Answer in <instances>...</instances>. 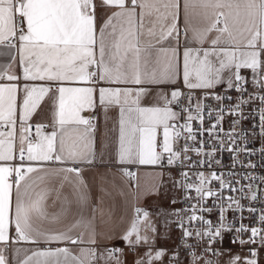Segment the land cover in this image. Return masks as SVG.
<instances>
[{"label":"snow or ice","instance_id":"snow-or-ice-1","mask_svg":"<svg viewBox=\"0 0 264 264\" xmlns=\"http://www.w3.org/2000/svg\"><path fill=\"white\" fill-rule=\"evenodd\" d=\"M0 60V264H125L106 242L130 202L118 238L143 250L134 264H163L139 201L159 194L165 169L186 207L164 227L190 264H264V208L252 206L264 205V175L248 146L259 140L264 161V0H0ZM112 113L106 160L96 133ZM141 169L160 184L141 192ZM226 233L247 255L222 247Z\"/></svg>","mask_w":264,"mask_h":264},{"label":"crops","instance_id":"crops-1","mask_svg":"<svg viewBox=\"0 0 264 264\" xmlns=\"http://www.w3.org/2000/svg\"><path fill=\"white\" fill-rule=\"evenodd\" d=\"M0 62H3L0 60ZM86 115H90V113H86ZM116 116L115 113L111 114V119H109L107 125L104 123V117L101 115L100 120L98 121V130L96 133V147L97 152L99 153L101 150V145H106L107 147L104 149L105 159L112 160L114 158V152L116 149V138L117 134L113 130L115 126ZM106 171V166L101 167L95 173L96 175L103 174ZM152 169H141V192L145 191L147 188L152 187L153 185H159L160 181L156 179L150 173ZM93 173H86V175L91 176ZM172 177L175 178L174 171L172 172ZM171 183L169 178L168 170H164V183L163 186L159 188V194H151V195H143L142 199L139 201V205L149 210H154L152 212L153 215L160 214L162 209L170 202L168 198V185ZM175 189V188H174ZM176 197L174 198L177 202L178 198V190L175 189ZM173 200V198H171ZM176 210H177V203ZM123 216L124 219L120 220V217ZM132 217V206L131 202L126 206L117 209L116 215L114 217V222L108 226V230H110L113 234L117 236L116 239H113L110 242H106L109 247L120 248L124 241L119 239L118 237L123 233V231L128 227L129 221ZM173 230V229H172ZM43 247V246H42Z\"/></svg>","mask_w":264,"mask_h":264},{"label":"built area","instance_id":"built-area-1","mask_svg":"<svg viewBox=\"0 0 264 264\" xmlns=\"http://www.w3.org/2000/svg\"><path fill=\"white\" fill-rule=\"evenodd\" d=\"M216 91L218 92H222L223 91V88L222 86L220 88H217ZM249 91H253V89L251 88V86L249 85ZM233 96V102H235V99H236V96L238 95L237 93L235 92H231L229 93ZM206 103H211L213 107H216V102L215 101H208ZM251 106H249L250 108ZM232 119V117L228 116V117H225V121H224V128L225 130H228L229 127H230V124H229V121ZM258 122V121H257ZM207 123L208 121L206 120L205 124L207 126ZM252 120L251 119H248V120H244L241 122V125H240V128L242 129H251L252 128ZM240 130V129H238ZM207 137L205 136V139ZM199 139V137H198ZM250 148H254L256 150V155L252 156L251 159L254 163H256L258 165L257 169L255 170H251V171H255L257 175H264V161L261 160V157H260V154H259V148L262 146L261 145V142L259 140H253L251 141V143L248 145ZM205 147H207V145H205ZM190 155H192L193 159H197V157L195 156V154L193 153H189ZM216 157L221 159L222 161V164L225 165L226 167L224 168H218L217 170L218 171H228L229 168L227 166L231 165V154L228 153V152H224V153H217L216 154ZM241 158H243V156H241ZM236 171H240L239 168L236 169ZM174 175H175V178H179V174L178 172L174 171ZM257 191H259V189H257ZM177 209H181L183 207H186V204L183 202V196L182 194L178 191V198H177ZM244 203L247 205L248 204V201H244ZM212 202L211 200H209L208 202V206H211ZM253 207H256L257 209H261V208H264V205H261V203L259 201L255 202L253 205ZM184 215H187V213H183ZM258 214V213H257ZM257 214H252V213H249L247 211H245L243 213V215L246 217V219L243 221L244 224L248 225V226H253V224L255 223H258L254 220V215H257ZM217 212L214 210L212 213L210 214H205L206 218L207 219H211L213 221V223H216L217 222ZM233 215L232 213H229V219H232L233 218ZM173 232H174V252H176L177 250L179 251L180 255H179V259H180V262L181 264H190V261H191V257L188 256L186 254V251L185 249L183 248V246L181 245L180 243V231L176 228L175 224H173ZM231 234H228L226 233L225 234V241H224V244L222 245L223 248H234V249H238L239 250V246L238 245H235V244H231L229 242V237H230ZM213 247H220V245H214ZM196 252H197V255H200L201 254V249L200 248H197L196 249ZM246 253V252H245ZM247 255V253H246ZM202 264V262H201Z\"/></svg>","mask_w":264,"mask_h":264},{"label":"rangeland","instance_id":"rangeland-1","mask_svg":"<svg viewBox=\"0 0 264 264\" xmlns=\"http://www.w3.org/2000/svg\"><path fill=\"white\" fill-rule=\"evenodd\" d=\"M243 74L250 75V72L247 70H244ZM168 198L170 202L162 209L160 214L153 215L152 212L154 210H149V213L151 215L152 221L157 226V236H156V243L154 245L155 249H164L166 250L167 255L164 257L163 264H168L169 259L172 257L174 252V232H173V224L170 225L169 229H165L164 227V220L166 218V214L171 213L172 211L176 210V204L172 203L171 198L176 197V192L172 184L168 185ZM154 213V212H153ZM168 219H172V217H168ZM121 249L124 250V257L125 264H134L135 260L143 255V250L140 252H132L128 249L125 242L120 246ZM237 252H239L238 249L231 248L230 255H235ZM241 256L246 255L245 252H239Z\"/></svg>","mask_w":264,"mask_h":264}]
</instances>
